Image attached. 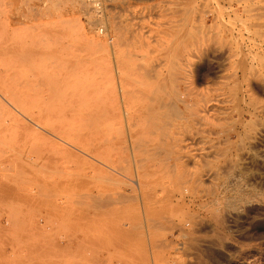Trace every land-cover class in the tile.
Returning a JSON list of instances; mask_svg holds the SVG:
<instances>
[{
	"label": "rangeland",
	"instance_id": "374dc122",
	"mask_svg": "<svg viewBox=\"0 0 264 264\" xmlns=\"http://www.w3.org/2000/svg\"><path fill=\"white\" fill-rule=\"evenodd\" d=\"M102 1L0 0V264H264V0Z\"/></svg>",
	"mask_w": 264,
	"mask_h": 264
},
{
	"label": "bare ground",
	"instance_id": "6f19581e",
	"mask_svg": "<svg viewBox=\"0 0 264 264\" xmlns=\"http://www.w3.org/2000/svg\"><path fill=\"white\" fill-rule=\"evenodd\" d=\"M75 25H76V24H75ZM79 27H80V26H79ZM14 31H15V30H14ZM79 34H80V33H79ZM80 38H81V37H80ZM80 42H82V40H81ZM10 43H11V42H10ZM7 44H8V43H7ZM90 44H91V43H90ZM85 45H89V44H86V43H85ZM92 45H93V44H92ZM92 45H91V46H92ZM82 46H83V45H82ZM97 46H98V45H97ZM84 47H85V46H83V48H84ZM86 49H87V48H86ZM89 49H90V48H89ZM89 49H87L88 52H89ZM97 49H98V48H97ZM91 50H92V49H91ZM91 50H90L89 53H90V54L92 53V55H93V54H94V53H93V50H95V47H94V49L92 50V52H91ZM97 51H98V50H97ZM97 51H96V52H97ZM106 51H107V50H106ZM96 52H95V53H96ZM93 56H94V55H93ZM94 58H95V57H94ZM99 61H100V60H99ZM5 88H6V87H5ZM7 88H8V87H7ZM8 89H9V88H8ZM9 90H10V89H9ZM7 92H8V94L10 93L8 90H7ZM11 92H12V91H11ZM0 94H1V93H0ZM2 94H3V93H2ZM10 94H11V93H10ZM12 95H13V94H12ZM2 96H3V95H2ZM8 97L11 98V96H8ZM7 99H8V98H7ZM14 100H15V99H14ZM11 101H13V100H11ZM3 104H4V103H3ZM6 106H7V105H6ZM9 110H10V109H9ZM3 112H4V114L6 113L5 110H3ZM1 114H2V113H1ZM2 115H3V114H2ZM13 115H14V114H13ZM8 116H9V115H8ZM7 118H8V117H7ZM14 119H15V118H14ZM11 120H12V118H11ZM12 121H13V120H12ZM17 121L20 122V119L17 120ZM19 122H18V123H19ZM5 123H6V122H5ZM15 123H16V122H15ZM15 123H14V124H15ZM18 123H17V124H18ZM24 123H25V122H24ZM11 124H12V123H11ZM25 124H26V123H25ZM25 124H24V125H25ZM9 125H10V124H9ZM12 125H13V124H12ZM15 125H16V124H15ZM19 125L24 126L22 120H21V122H20ZM25 126H28V125H25ZM8 127H9V126H8ZM16 129H17V128H16ZM42 129H44V128H42ZM25 131H26V130H25ZM55 131H56V130H55ZM57 131H58V130H57ZM56 133H57V132H56ZM40 135H41V134H40ZM42 137H43V135H42ZM45 139H46V137H45ZM60 152H61V151H60ZM61 155H62V154H61ZM183 183H184V182H183ZM148 184H149V183H148ZM185 184H186V183H185ZM187 184H188V183H187ZM146 185H147V184H146ZM150 185H152V183H151ZM222 185H223V184H222ZM182 186H183V185H182ZM192 186H194V185H192ZM180 187H181V186H180ZM147 188H148V187H147ZM150 188H151V187H150ZM177 188H178V187H177ZM182 188H183V187H182ZM220 188H222V187H220ZM144 189H145V188H144ZM144 189H142V190H144ZM148 189H149V188H148ZM155 189H156V188H155ZM157 189H158V188H157ZM160 189H161V188H160ZM149 190H150V189H149ZM151 190H152V189H151ZM145 191H146V190H145ZM147 191H148V190H147ZM152 191H153V190H152ZM152 191H151V192H152ZM159 191H160V190H159ZM143 192H144V191H143ZM149 192H150V191H148V193H149ZM154 192H155V191H154ZM169 192H170V191H169ZM177 192H178V191H177ZM171 193H172V192H171ZM178 193H179V192H178ZM182 193H183V191H182ZM145 194H146V193H145ZM160 194H161V193H160ZM154 195H155V194H154ZM158 195H159V194H158ZM173 196H174V195H173ZM179 197H180V196H179ZM182 198H183V197H182ZM215 198H216V197H215ZM227 199H228V198H227ZM160 200H161V199H160ZM177 200H178V199H177ZM158 201H159V200H158ZM211 201H212V200H210V204L213 203L215 200H213V202H211ZM231 201H234V200H231ZM179 202H180V201H179ZM219 202H220V201L218 200L217 203L219 204ZM208 203H209V202H208ZM217 203H216V204H217ZM218 204H217V206H218ZM232 204H234V202H233ZM172 205H173V204H172ZM211 205H212V204H211ZM215 206H216V205H215ZM202 207H203V206H202ZM183 211H184V210H183ZM187 213H188V212H187ZM166 214H167V213H166ZM189 214H190V213H189ZM182 215H183V214H182ZM182 215H181V216H182ZM185 215H186V213H185ZM187 215H188V214H187ZM190 215H191V214H190ZM225 215H226V214H225ZM228 216H229V215H228ZM174 217H175V216H174ZM215 217H217V216H215ZM163 218H166V219H167V217H164V216H163ZM169 218H170V217H169ZM169 218H168V219H169ZM171 218H172V217H171ZM177 218H178V217H177ZM219 218H220V216H219ZM164 220H165V219H164ZM164 220H163V221H164ZM216 220H217V219H216ZM146 221H147V220H146ZM149 221H150V220H149ZM156 221H157V220H156ZM156 221H155V222H156ZM151 222H152V220H151ZM153 222H154V221H153ZM155 222H154L153 224H156ZM157 222H159V220H158ZM164 222H165V221H164ZM169 222H170V221H169ZM191 222H192V221H191ZM159 223H160V222H159ZM166 224H167V223H166ZM170 224H172V223H170ZM174 224H175V223H174ZM158 225L160 226V224H158ZM153 226H154V225H153ZM170 226H171V225H170ZM172 226H173V225H172ZM182 226H183V225H182ZM185 226H186V225H185ZM199 226H200V225H199ZM210 226H211V225H210ZM173 227H174V226H173ZM151 228H152V226H151ZM171 228H172V227H171ZM179 228H180V226H179ZM142 229H143V228H142ZM156 229H158V228H156ZM183 229H184V228H183ZM194 229H195V228H194ZM154 230H155V229H154ZM174 230H176V229L174 228ZM178 230H179V229H178ZM178 230H177V231H178ZM179 232H180V231H179ZM183 233H184V232H182V234H183ZM152 234H153V233H152ZM193 234H194V233H193ZM190 235H191V234H190ZM220 235H221V234H220ZM182 236H184V235H182ZM188 236H189V235H188ZM190 238H191V237H190ZM68 240H69V238H68ZM71 240H73V239H71ZM79 240H80V239H79ZM81 241H82V240H80L79 242L81 243ZM83 242H84V241H83ZM73 243H74V242H73ZM206 243H207V242H206ZM82 244H83V243H82ZM174 244H175V243H174ZM97 245H98V244H97ZM157 245H158V244H157ZM215 245H216V244H215ZM215 245H214V246H215ZM152 246H153V245H152ZM71 247H72V245H71ZM88 247H89V246H88ZM133 247H134V246H133ZM78 249H79V248H78ZM90 249H91V248H90ZM155 249H156V248H155ZM155 249H154V251H155ZM157 249H158V247H157ZM157 249H156V250H157ZM80 250H81V249H80ZM122 250H123V249H122ZM129 250H131V249H129ZM92 251H93V250H92ZM63 252H64V251H63ZM71 252H72V251H71ZM95 252H96V251H95ZM98 252H100V251H98ZM74 253H75V252H74ZM86 253H87V252H86ZM78 254H79V253H78ZM80 254H81V253H80ZM123 255H124V254H123ZM73 256H74V255H73ZM92 259H93V258H92ZM143 262H144V261H143ZM142 264H143V263H142Z\"/></svg>",
	"mask_w": 264,
	"mask_h": 264
},
{
	"label": "built area",
	"instance_id": "2783aa9c",
	"mask_svg": "<svg viewBox=\"0 0 264 264\" xmlns=\"http://www.w3.org/2000/svg\"><path fill=\"white\" fill-rule=\"evenodd\" d=\"M86 3H88L91 6L92 10H101L102 7V0H85ZM104 30L102 29L101 32H103Z\"/></svg>",
	"mask_w": 264,
	"mask_h": 264
}]
</instances>
